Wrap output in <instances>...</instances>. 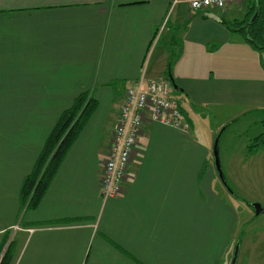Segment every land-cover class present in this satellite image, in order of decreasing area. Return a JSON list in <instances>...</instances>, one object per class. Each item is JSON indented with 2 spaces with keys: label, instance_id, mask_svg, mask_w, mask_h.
I'll return each instance as SVG.
<instances>
[{
  "label": "crops",
  "instance_id": "1",
  "mask_svg": "<svg viewBox=\"0 0 264 264\" xmlns=\"http://www.w3.org/2000/svg\"><path fill=\"white\" fill-rule=\"evenodd\" d=\"M248 11H192L175 0H0L2 260L228 264L236 213L215 181L217 131L196 129L193 118L263 121L264 51L230 29ZM168 68L190 131L147 122L123 193L104 202L101 175L125 92L167 81ZM83 96L95 110L29 207L23 183ZM230 108L237 114L228 120Z\"/></svg>",
  "mask_w": 264,
  "mask_h": 264
},
{
  "label": "rangeland",
  "instance_id": "2",
  "mask_svg": "<svg viewBox=\"0 0 264 264\" xmlns=\"http://www.w3.org/2000/svg\"><path fill=\"white\" fill-rule=\"evenodd\" d=\"M250 2L251 0L238 5L248 9ZM237 18H240L239 14ZM260 57L264 60V54ZM249 58L241 57L244 65L252 64ZM169 71L168 68L165 76L167 81ZM172 97L179 99V94L173 90ZM206 112L193 118L195 127L204 133L210 130L217 131L214 141L223 131L219 143V158L226 187L218 177L215 181H219L218 188L227 193L228 203L236 213L233 249L231 256L228 257V264H232L238 244L236 264H264V145L256 150L250 148L254 139L263 132L262 119L251 115L234 121L235 118L230 115L237 113L230 108L224 116L229 115L228 120L232 119L222 125L216 115L210 111ZM254 204H259L262 208V213L258 216Z\"/></svg>",
  "mask_w": 264,
  "mask_h": 264
},
{
  "label": "built area",
  "instance_id": "3",
  "mask_svg": "<svg viewBox=\"0 0 264 264\" xmlns=\"http://www.w3.org/2000/svg\"><path fill=\"white\" fill-rule=\"evenodd\" d=\"M180 1H185L192 11H224L231 5L249 0H175V3ZM172 91L169 81H153L149 84L140 81L135 87L126 90L101 175L100 192L104 202L123 193L131 160L140 146L147 122L190 131V125L183 119Z\"/></svg>",
  "mask_w": 264,
  "mask_h": 264
},
{
  "label": "trees",
  "instance_id": "4",
  "mask_svg": "<svg viewBox=\"0 0 264 264\" xmlns=\"http://www.w3.org/2000/svg\"><path fill=\"white\" fill-rule=\"evenodd\" d=\"M248 9L246 18L243 21L236 20L230 29L232 32L240 34L247 44L255 50L264 51V0H251ZM255 15L257 16L253 21ZM85 101L86 97H80L72 107L66 110L46 139L34 172L25 179L21 188V198L26 203L29 202V207L36 206L43 197L55 169L73 146L93 114L95 106L92 102L85 104ZM261 124L263 132L254 139V143L250 147L255 148L254 150L264 145V119ZM9 259L7 253L1 264H10Z\"/></svg>",
  "mask_w": 264,
  "mask_h": 264
},
{
  "label": "water",
  "instance_id": "5",
  "mask_svg": "<svg viewBox=\"0 0 264 264\" xmlns=\"http://www.w3.org/2000/svg\"><path fill=\"white\" fill-rule=\"evenodd\" d=\"M256 16L257 15H255L253 17V21L256 19ZM168 78H169V82L171 83V86H172L173 90L175 92H179V91L182 92V90L179 89L178 85L176 84V82H175V80H174V78H173V76H172L170 71H169ZM222 133H223V131L217 136L216 140L214 141L213 156H214V160H215V168H216V171L218 173L219 179L221 180L223 185H225V187H226L225 180H224L223 173H222V169H221V162H220V158H219V143H220V138L222 136ZM254 208H255L257 216L262 213V208H261V206L259 204H254ZM238 254H239V244L235 248V252H234V255H233V259H232V264H236L237 263ZM2 257L0 258V263L2 261Z\"/></svg>",
  "mask_w": 264,
  "mask_h": 264
}]
</instances>
